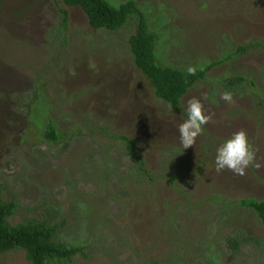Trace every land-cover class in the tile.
Returning <instances> with one entry per match:
<instances>
[{
    "label": "rangeland",
    "instance_id": "374dc122",
    "mask_svg": "<svg viewBox=\"0 0 264 264\" xmlns=\"http://www.w3.org/2000/svg\"><path fill=\"white\" fill-rule=\"evenodd\" d=\"M136 1L165 36L156 48L166 65L235 54L181 111L154 97L120 35L93 31L79 7L0 0V199L17 203L8 221L57 225L55 239L84 253L64 264H264V225L238 205L264 201V0ZM60 11L67 45L53 34ZM237 73L254 88L230 96L221 82ZM260 85L263 96L249 97ZM45 118L66 141L45 142ZM0 264L30 263L17 249Z\"/></svg>",
    "mask_w": 264,
    "mask_h": 264
},
{
    "label": "trees",
    "instance_id": "16d2710c",
    "mask_svg": "<svg viewBox=\"0 0 264 264\" xmlns=\"http://www.w3.org/2000/svg\"><path fill=\"white\" fill-rule=\"evenodd\" d=\"M107 1L54 0L55 3H60L64 7H79L93 31L118 33L120 40H123L128 48L134 68L150 83L154 97L173 111L182 110L180 100L196 83L206 79V74L210 69L235 55L233 53L220 61L210 62L199 68L168 66L156 48L157 44L165 37L157 28L155 30L157 22H153L154 27H148L145 15L141 12L142 10L139 8L141 6L137 4L136 0H122V3L117 6H112ZM60 15L58 24L53 26V34L57 38H62V43L67 45L65 44L68 39L66 36L68 31L67 13L60 11ZM131 25H135L134 33H124L125 26ZM125 35H127L126 38ZM253 46L248 44L238 48L237 51L244 54ZM257 46L264 47V44L260 43ZM245 83L254 88L251 79L248 80L243 74L237 73L223 80L221 86L230 92V96H234L245 87ZM261 86L260 90L256 89L254 92H250L249 97L255 98L260 95L262 97ZM186 116L193 124H199L196 114H186ZM38 127L47 140L56 142L60 138L62 142L66 141L50 119L45 118ZM78 133L80 132L78 131ZM75 135L72 133L71 137L73 138ZM120 140L126 143V151L131 160L136 163V170L139 173H146L143 169L144 160L138 155L134 144H131V141L124 136H121ZM238 205L252 211L264 225V201L244 198L238 201ZM16 209V202L0 199V253L21 249L25 252V258L30 264H64L71 261L73 257L84 254L81 245L65 244L55 239L57 225L50 226L46 222L35 220L15 225L10 224L8 218L13 215ZM251 241L258 245L256 240L252 239ZM227 243L228 246L233 245L234 248H238L237 240L234 238L227 239Z\"/></svg>",
    "mask_w": 264,
    "mask_h": 264
},
{
    "label": "bare ground",
    "instance_id": "6f19581e",
    "mask_svg": "<svg viewBox=\"0 0 264 264\" xmlns=\"http://www.w3.org/2000/svg\"><path fill=\"white\" fill-rule=\"evenodd\" d=\"M56 135H57V133H56ZM44 140H45L46 143H50V144H54V143H56L58 141V139H57L56 142H52V141L47 140L46 138H44Z\"/></svg>",
    "mask_w": 264,
    "mask_h": 264
}]
</instances>
